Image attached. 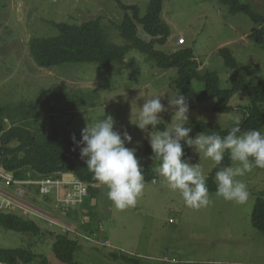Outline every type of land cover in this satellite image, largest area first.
<instances>
[{
    "label": "rangeland",
    "instance_id": "obj_1",
    "mask_svg": "<svg viewBox=\"0 0 264 264\" xmlns=\"http://www.w3.org/2000/svg\"><path fill=\"white\" fill-rule=\"evenodd\" d=\"M120 1L137 5L142 15L150 0ZM244 1L256 12L264 14V0ZM96 17H103L102 24L111 43H125L118 29L123 11L115 0H0V104L13 106L23 100L34 102L42 93L69 97L79 91H95L98 98H94V107L82 106L56 117L60 129L72 131L81 139V129L87 123H95L105 114L111 115L117 130L125 126L133 136L132 143L126 146L135 147L138 141L148 140L145 138L147 133L132 124L131 119L135 120L144 97L162 92L176 94L170 87L176 76L174 68L157 69L145 60L142 53L130 50L122 66L105 68L94 64H72L44 69L34 63L29 53V41L33 36L58 33L51 23L80 24ZM161 17L169 26L170 35L160 49L174 51L178 47L176 42L185 39L182 46L192 47L201 71L213 70L218 74L221 88L230 87L229 77L235 72L244 75L252 85L258 78L264 81V46L255 43L257 26L247 15L229 12L221 0H162ZM138 34L144 36L141 28H138ZM222 47L232 50L237 70L225 66L223 58L218 55V49ZM193 88L199 93L204 87L193 84ZM241 91L231 100L235 108L232 113L213 112L211 106L214 102L209 101L189 107V121L202 120L211 125L218 122L224 128L229 126L241 117L242 112L237 107L248 102ZM167 93L162 98L165 105L168 104ZM261 109L264 113V106ZM161 116V122L167 127L171 113H162ZM151 131L159 130L148 128V132ZM261 131H264V125ZM137 156L140 162L148 159L141 151H137ZM183 159H188L191 164L198 163L206 177L215 167L213 161L192 147ZM235 164L230 160V166ZM153 166L152 160L151 169ZM26 174L28 176L27 170L19 175ZM60 178L75 181L69 175ZM237 179L247 186L249 197L246 203L227 201L212 192L209 193V206L199 209L186 206L179 191L171 190L159 175L155 181L144 182L143 193L135 206L123 210L114 206L108 199L107 186L100 184L93 200L88 199L90 205L87 206L88 209L91 206L94 212L98 210L99 223L85 219L83 208L69 211L68 207L64 208L67 213L49 212L55 221L42 218L43 222L34 217L39 214L34 202L32 206L19 205L20 216L29 218L30 213L33 220L44 228L43 237L0 226V247L29 248L43 254L48 264H62L53 255L52 244L55 234L69 232L70 237H77L80 242L75 264H264V235L251 225L255 200L258 196L264 198V168H254ZM25 181L29 184V180ZM1 189L8 191L2 185ZM20 202L28 204L29 199L24 197ZM96 223L98 229L94 234L85 235V226L95 227ZM114 254L117 259L112 256Z\"/></svg>",
    "mask_w": 264,
    "mask_h": 264
},
{
    "label": "trees",
    "instance_id": "obj_2",
    "mask_svg": "<svg viewBox=\"0 0 264 264\" xmlns=\"http://www.w3.org/2000/svg\"><path fill=\"white\" fill-rule=\"evenodd\" d=\"M115 1L123 11V18L118 26L119 34L125 41L123 45L109 41L102 24L103 17L89 19L80 24L51 23L57 29L56 35L33 36L29 41V53L34 63L44 69L72 64H94L110 68L122 66L129 51L136 50L157 69L174 68L176 70V76L170 82V87L176 93L180 92L187 97L189 107L213 101L211 106L213 112L230 114L235 109L231 100L242 90L241 93L247 96L248 102L237 107L242 112L239 119L241 129H262L264 125V113L261 109L264 106L262 79L258 78L252 85L244 75L235 72L229 77L230 87L221 88L219 76L215 71H201L200 63L196 60L192 47L178 46L174 51L160 49L170 35L169 26L161 17L162 0H150L142 15L137 5L123 4L120 0ZM221 3L228 7L231 13L247 15L257 26L254 32L255 43L264 46V14L256 12L244 0H221ZM138 28H141L144 36L141 34L139 36ZM218 55L223 58L229 70H237L238 64L232 50L222 47L218 49ZM193 84H201L204 88L197 93ZM94 98H98L95 91H79L69 97L42 93L34 102L23 100L13 106L0 104V168L5 172L13 173L19 180L38 181L42 178L56 180L60 179L61 175H69L75 181L86 184L88 186L86 197L93 199L101 183L94 179L84 160L81 159L79 148L74 150L72 131L61 130L56 117L82 106L94 107L96 105ZM234 123L231 122L224 128L218 122L211 125L206 121L193 120L187 122L185 126L192 128L189 135L194 137L200 132H217L220 135H226ZM149 128L152 130L151 126ZM164 128L165 124L161 122L153 130ZM75 136L77 140L80 139L77 135ZM181 143L184 144V141ZM135 147L137 151L144 152L148 156L146 161L140 162L144 171V182L155 181L157 174L151 169L152 159L149 157L152 155V150L148 142L144 141ZM190 148L184 145L185 156L188 155ZM225 165H230L227 153L220 166ZM220 166H215L207 177L209 193L216 192L214 179ZM26 170L28 176L27 174L19 175ZM34 188L36 190L37 187ZM36 193L39 194V191ZM40 196L43 198L40 201L41 205L54 209V207H48L53 206V197ZM37 201L39 203V199ZM93 214L94 210L89 215L91 219ZM98 216V212L94 214V223L96 221L99 223ZM98 223L95 227L94 225L89 227V224L85 226L84 234H94L98 229ZM251 225L264 235V198L262 196H258L253 205ZM0 226L17 233L36 235L39 238L44 234V228L39 226L33 218H25L11 211L0 212ZM68 233L54 235L52 252L62 264H75V255L80 248V242L77 237H70ZM112 256L115 259L118 258L115 254ZM125 259L131 261L128 258ZM33 263L48 264V261L43 254L32 252L29 248L0 247V264Z\"/></svg>",
    "mask_w": 264,
    "mask_h": 264
},
{
    "label": "clouds",
    "instance_id": "obj_3",
    "mask_svg": "<svg viewBox=\"0 0 264 264\" xmlns=\"http://www.w3.org/2000/svg\"><path fill=\"white\" fill-rule=\"evenodd\" d=\"M176 43L182 46L186 40ZM165 93L144 97L135 120L131 119L132 124L147 133L145 138L152 150L149 158L154 161L152 171L163 177L171 190L179 191L186 206L199 209L211 203L207 177L198 163L191 164L188 159H183L184 145L213 161L214 166H220L227 153L236 164L218 167L216 195L237 204L246 203L249 197L247 186L237 177H243L254 168H264V131L242 130L237 118L226 135L200 132L190 137L192 128L185 126L190 112L187 97L180 92L174 96L167 93L168 104L165 105L162 103ZM168 112L171 113L170 124L163 130L149 133V126L156 129L162 121L161 114ZM115 123L113 116L105 114L103 119L87 123L81 129V139L77 140L73 134L72 140L74 150L79 148V155L94 179L107 186L108 199L117 209L123 210L136 205L145 187V177L137 147L126 146L132 143L133 136L125 126L117 130ZM25 189L24 196L27 194Z\"/></svg>",
    "mask_w": 264,
    "mask_h": 264
},
{
    "label": "built area",
    "instance_id": "obj_4",
    "mask_svg": "<svg viewBox=\"0 0 264 264\" xmlns=\"http://www.w3.org/2000/svg\"><path fill=\"white\" fill-rule=\"evenodd\" d=\"M183 42L184 39L181 38L179 43ZM0 182L8 189L12 187L16 188V191L12 195H9L0 188V210H8L11 206H15V210H19V205L25 206V203L18 202L25 195V188L33 184L37 186L40 195H49L51 192L55 193V200L57 199L56 208H70L74 204L82 202L88 194V186L80 181L64 182L59 179L42 178L38 181H29L28 184L27 181L16 179L13 173L3 171L2 168H0ZM62 185L68 186L63 196L60 194Z\"/></svg>",
    "mask_w": 264,
    "mask_h": 264
},
{
    "label": "crops",
    "instance_id": "obj_5",
    "mask_svg": "<svg viewBox=\"0 0 264 264\" xmlns=\"http://www.w3.org/2000/svg\"><path fill=\"white\" fill-rule=\"evenodd\" d=\"M63 181H67V180H64V179H62ZM1 185L3 186V187H5L1 182H0V188H1ZM34 187H37V186H35V184H33V185H29V186H27L26 188H27V194H26V196H23L22 197V199L24 198V197H26V199H29V202H28V204H26V205H29V206H32L33 205V202L35 203L34 204V207L36 208V210H37V212L39 213L38 214V216H34L36 219H42V218H45V219H48V220H53L51 217L53 216V215H51L50 216V214H48L49 212H51L52 213V211L54 212V211H58V212H64V208L63 207H55L56 206V204H57V199L55 200V193L54 192H51L50 194H49V196L50 197H53V206H48V207H54V209L52 208V209H49V208H47V207H45V206H43V205H41V203H40V201L41 200H43V198L39 195V194H37L36 192H38V188H36V190H34L35 188ZM5 189H7L6 187H5ZM66 189H67V187H66V185H62L61 186V188H60V194H61V196H63L64 195V193H65V191H66ZM16 191V188L15 187H12V188H9L8 189V191H7V193L9 194V195H12L14 192ZM38 196H39V198H38ZM60 196V197H61ZM41 197V198H40ZM37 199H39V203H38V201H37ZM86 200V202H87V204H86V202H85V205H84V201ZM93 200V199H92ZM88 205H90V202H89V200H88V198L87 197H85L84 199H83V201L82 202H80V203H77V204H74L71 208H69V211H75L76 209L77 210H82V208L84 209L83 210V212L85 213L84 214V218L85 219H91L90 218V213H91V211L92 210H94V209H92L91 208V206H90V208L88 209ZM85 207V208H84ZM90 209H91V211H90ZM40 210V211H39ZM30 211V210H29ZM32 211H33V209H32ZM15 213H19V210L18 209H16L15 211H14ZM68 211H66V212H64V213H67ZM98 212V210H96L95 212H94V214L96 215V213ZM69 214V213H68ZM67 214V215H68ZM94 214L91 216L92 217V219L94 218ZM29 217L30 218H33V217H31V215H30V213H29ZM43 221V220H42ZM53 221H55V220H53ZM44 222V221H43Z\"/></svg>",
    "mask_w": 264,
    "mask_h": 264
},
{
    "label": "bare ground",
    "instance_id": "obj_6",
    "mask_svg": "<svg viewBox=\"0 0 264 264\" xmlns=\"http://www.w3.org/2000/svg\"><path fill=\"white\" fill-rule=\"evenodd\" d=\"M8 210H15V206H11Z\"/></svg>",
    "mask_w": 264,
    "mask_h": 264
}]
</instances>
